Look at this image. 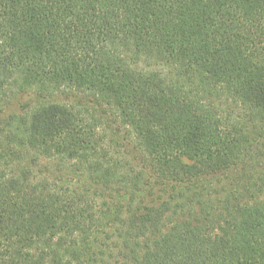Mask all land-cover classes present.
I'll list each match as a JSON object with an SVG mask.
<instances>
[{
  "label": "trees",
  "instance_id": "trees-1",
  "mask_svg": "<svg viewBox=\"0 0 264 264\" xmlns=\"http://www.w3.org/2000/svg\"><path fill=\"white\" fill-rule=\"evenodd\" d=\"M0 264H264V0H0Z\"/></svg>",
  "mask_w": 264,
  "mask_h": 264
},
{
  "label": "rangeland",
  "instance_id": "rangeland-1",
  "mask_svg": "<svg viewBox=\"0 0 264 264\" xmlns=\"http://www.w3.org/2000/svg\"><path fill=\"white\" fill-rule=\"evenodd\" d=\"M32 103H31V99L29 100V96L19 95L10 102L8 107H6V110L3 112V116L12 113H19L23 109L21 107H25V106L28 107L29 105L31 106Z\"/></svg>",
  "mask_w": 264,
  "mask_h": 264
}]
</instances>
